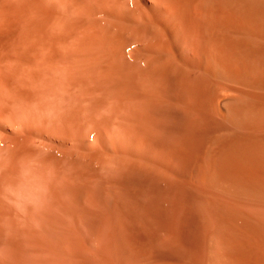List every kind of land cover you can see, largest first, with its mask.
<instances>
[{
  "label": "bare ground",
  "instance_id": "obj_1",
  "mask_svg": "<svg viewBox=\"0 0 264 264\" xmlns=\"http://www.w3.org/2000/svg\"><path fill=\"white\" fill-rule=\"evenodd\" d=\"M0 264H264V0H0Z\"/></svg>",
  "mask_w": 264,
  "mask_h": 264
}]
</instances>
